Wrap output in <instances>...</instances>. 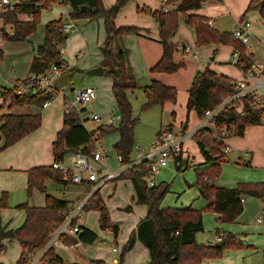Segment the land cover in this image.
<instances>
[{
    "label": "trees",
    "instance_id": "16d2710c",
    "mask_svg": "<svg viewBox=\"0 0 264 264\" xmlns=\"http://www.w3.org/2000/svg\"><path fill=\"white\" fill-rule=\"evenodd\" d=\"M57 2V0H50ZM130 0H117L116 4L106 9L103 0H62V5H69L71 18L96 19L103 16L105 19L106 41L101 48L104 60L102 67L113 80L112 90L117 100L120 112V125L118 127L100 126L96 132H89L84 124L80 122L79 115L71 112L64 117L63 129L58 132L57 139L53 143V163H63L68 153H75L80 148L88 151L94 149L96 143L110 133H119L120 140L114 145L115 152L120 158L121 165H127L133 160L132 153L135 134L134 130L139 122L133 114L130 102L127 98L129 91H135L138 86L134 75L129 71L127 65V53L124 49L114 46L117 37L125 36L131 32H138L134 27H117L115 19L119 11L124 8ZM165 1V0H163ZM207 0H166L167 5L177 4L171 12H152L160 27V43L163 48L161 60L151 69L152 73L174 74L183 64L174 62V55L179 47L174 42L179 28V16L183 15L186 25L195 31L198 47L211 44L232 46L234 50L241 53L238 66L248 68L250 62L245 55V46L236 40L232 33H219L209 26L208 19L204 16L189 14L191 11L201 9ZM47 0H28L27 4L16 7L14 11L3 16L2 34L4 40L23 41L29 38L37 30L40 20V11L50 8ZM249 5L247 11L252 7ZM86 7L87 10H83ZM259 13L264 21V0L258 4ZM247 13V12H246ZM20 15H32L30 21L19 20ZM246 15V14H245ZM245 16L242 17V20ZM6 26H10L12 34L6 32ZM64 19L49 22L45 29L44 43L39 46L38 56L34 58L30 73L41 74L51 66H67L62 54L61 46L65 44L68 36L63 32ZM1 58V55H0ZM7 96L11 99L8 113L1 114L0 108V153L15 145L42 126L40 115H16L11 113L15 108L25 106L43 107L50 100L44 94L38 96H17L13 88L5 89ZM234 93V81L223 75H218L213 70L206 68L198 72L189 89L187 100L188 112H196L200 120L205 113L216 108L224 98ZM146 104L143 110L154 106H164L166 103H176L178 92L176 88L166 86L158 81L144 88ZM218 131L222 123L234 122L237 131L233 136L243 137L249 126L259 125V117L250 108L244 114H236L234 111L221 114L216 120ZM185 126V132H187ZM201 153L205 158L208 168L198 170L196 186L203 198L208 201L207 209L216 214L220 223H234L242 215L244 206L242 199L245 197L264 199V183L241 184L235 189L216 187V180L221 175V164L224 162L225 143L220 141L209 129L201 130L195 137ZM176 166L180 171L183 168L182 158H177ZM51 166H40L28 171V195L32 196L34 190L46 194L44 207H31L27 203L18 206L26 214L24 224L17 230L6 231L1 220V211L9 207L8 194L3 192L0 197V250L5 247L6 240H16L21 248L22 254L18 264H25L26 255L43 249L50 241L56 228L64 222L65 213L70 209V202L58 199L47 194L46 181H52L61 185L72 184L65 180L60 171ZM148 169L145 163L129 168L120 180L128 179L132 182L139 204L148 207L147 216L138 225L137 235L133 233L125 249H131L136 238L149 249L151 260L147 264H202L206 258L221 257L223 252L229 248H242V241L236 239L232 234L222 239L214 246H204L197 243V233L203 232V213L192 207L182 209L163 208L162 202L169 192L168 185L151 187L148 184ZM119 181V180H118ZM99 211L100 228L103 231L112 230L115 236L119 233V225L114 224L108 209L97 191L86 211ZM131 207L127 208L130 211ZM79 241L85 244L95 243L99 237L94 232L83 228L78 236ZM49 260L47 264H65L54 248H50L46 254ZM94 264H105L103 261H95Z\"/></svg>",
    "mask_w": 264,
    "mask_h": 264
},
{
    "label": "rangeland",
    "instance_id": "374dc122",
    "mask_svg": "<svg viewBox=\"0 0 264 264\" xmlns=\"http://www.w3.org/2000/svg\"><path fill=\"white\" fill-rule=\"evenodd\" d=\"M247 1L248 0H229L226 2L228 4V9L226 8V11L222 13L224 16L221 14V16L217 18L216 25L211 27L216 29L221 34L230 33L234 30L236 25L234 18L238 17V15H240V18L243 14H245V12H247L245 17L251 21L254 20V23L252 21L253 30L260 37L259 39H261L264 43V21L258 9V4L262 0H255L249 11H246L247 7L245 4ZM116 2L117 0H103V6L106 9H109L113 7ZM137 2L138 0H130L127 5L120 10L115 19V24L117 27H134L138 28V30L146 29L147 31H145L147 32V36L145 35L146 37H144L141 33L131 32L125 36L117 37L114 40L115 47H119L126 51L129 67L138 86L135 91H129L127 93V98L131 104L133 114L139 119V122L134 130L135 143L130 155L132 160L140 157L137 146L141 149V156H144L151 150L152 143L156 140L158 134L167 130V128L178 136L185 132L186 125L182 126L184 124L188 125L186 127L187 132L196 129L199 126L200 118L194 111L189 113L186 107L188 90L190 89L195 75L208 65L212 70V68L215 67L232 66V64L235 63V58L233 57L235 50H233L232 46L224 45L218 47V57H216L215 61H211L210 58L212 52L214 48L217 47L211 45L208 47L206 46L202 51L201 49L199 50L193 35V29L189 27L187 29L188 32H181L179 35H181L182 40L186 43V45L191 46L193 52L198 54V58H194L192 54H186L185 57L180 56L183 54V48L178 47V49H180V55L177 59L180 60V63H185L184 67L180 68L174 74H164L170 78L171 82L169 81V83L175 85L173 87H175L178 92L177 102H169L164 106H154L150 109L143 110V106L146 104L144 88L148 87L152 82L153 74L151 69L156 65L158 60H160L163 48L160 43V37L152 38L153 36L149 37L148 35V33L151 32L148 30V28H151L148 24L151 22L154 23L155 19L153 14L142 12L141 5L138 6ZM56 3L57 2L47 0L46 4H48L50 8L45 9L46 7L44 6V9L40 11V20L37 30L29 39L27 38L23 41L6 39L3 41L1 45L2 48H0V50L2 49L4 51V60H0V83L3 86H10L8 84V80L10 78H24L28 75L32 57L35 55L33 48H37L42 44L46 25L49 22L60 20L67 12V5H57ZM139 4H141L140 1ZM147 4L152 5L150 3ZM166 5L167 4H165L164 7ZM173 5L177 7V4L167 6L172 7ZM61 14L62 16H60ZM29 17L33 18L32 15H27V18L25 15H20L18 18L21 21L26 19V21H28ZM76 24L78 25L79 30H77L74 34L68 35L67 41L61 48L64 59L68 62L67 66L69 70L64 73L66 74V77L64 78L65 84H59L58 87L65 85L67 86V89L63 92V94L59 95L55 99L64 101L65 98V102L67 100L74 102L78 91L86 87H93L97 92V98L90 104L84 106L83 108L85 111L83 112L99 115L102 119L101 124H107L110 119H115L117 121L115 127H118L121 119L120 112L117 107V100L112 90V78L107 73H104L103 76L97 77H90L86 75L87 71L101 66L104 60L101 59V48L106 41L105 19L103 16H100L93 19L91 22L76 21ZM207 24L209 25V23ZM2 28L3 22L0 20V32H2ZM5 30L9 34H12L10 26H6ZM257 47L260 46L255 45L254 49ZM262 51V49L259 50V55H262ZM218 62L222 64H219ZM132 67L134 68V71ZM13 68H15V70H13ZM70 68H74L75 70L70 71ZM3 76H7V78H4ZM72 89L75 91L72 92ZM33 107L36 108V106ZM2 108V114L8 113V106H3ZM61 118L62 117H60V119H52L50 122L46 121V124L44 127L42 126V129L40 127L35 131H38V134H35L33 139H31L27 145L33 152H39L44 159L46 157L47 148L50 145L49 142H47L49 141V138L47 140L46 138L37 137L39 134H42L45 137L54 135L56 129H59L60 132L64 126V118L63 123L60 124ZM99 125L100 124L95 122H86L84 124L88 131L96 130ZM104 143L105 150L102 153H106L110 156L108 161L110 168L112 170L119 169L121 163L118 164L116 152L113 149V137L105 138ZM229 143L230 142H228V144ZM236 144H238V146H243L242 143L236 142ZM184 146V150L174 157V159H171L167 167L162 168L158 174L149 178L150 180H155L158 186L162 184L169 186V192L166 194L162 202V207L182 209L192 206L193 209L202 211L204 231L197 234L196 240L199 244L204 246H214L219 244L220 242L216 241L219 236V231L223 232L222 239L226 238L229 234H232L236 237V239L242 241L244 244L242 248L226 249L221 257L206 258L203 260L202 264H204L205 260H219L221 258L223 259L221 264H227L224 259L225 252H231L230 255L234 258L235 262L240 261V264H242V254L244 251L248 252V250H254V247L256 246L260 247L261 245H264V229L260 228L261 226L264 227V224L261 225L258 223V219L260 218L264 221V209L262 210V207L256 205L255 198L245 197L246 202L243 203L244 212L236 224L235 222L220 223L217 221L216 214L208 211V201L201 196L200 191L196 186L198 176L197 169L200 171L205 170L210 166V164H205V158L195 140L192 139L190 141H186ZM230 146H232L234 150L226 154L227 162H223L221 164V175L216 180V187L235 189L241 184L264 183L263 144L261 143L260 148L257 146L256 150H254V153H256L255 164L250 166H246L247 163L239 159V148L233 146L232 144ZM240 151L251 152L249 150L241 149ZM179 156L182 158L183 164V168L180 171L177 170L175 162ZM72 158L73 153H68L64 161L66 166H71ZM249 159L250 158H245L246 161ZM25 163L29 162H24L23 159L18 160V164L20 165L25 166ZM14 166L17 167L16 165ZM28 171L29 170H26V168H21V170L9 169L6 171H0V197L3 192H6L8 194L9 204L7 209H3L1 211V220L2 224L10 229H18L24 223V219H26L24 211L19 210L18 206L26 203L30 206L36 207H42L45 205V193L34 190L32 196L28 195ZM149 179H147V181H150ZM121 186H123L122 183L119 186L117 197L108 200V208L111 210L113 217L121 219L122 222L127 223L130 220L136 219L139 212L137 211L134 215H130L117 210V208L122 205L132 204L131 195L127 190L122 189ZM127 186L131 189L130 183H128ZM74 187L75 186H72L70 189ZM61 188L62 187L60 185L51 181L48 183L47 194L62 197L64 196V193ZM69 195L72 198L74 197V194ZM96 216L97 215L93 212L90 215L85 213L82 219L84 222L89 221L91 225L95 226ZM243 226H246V230L243 229ZM238 231L240 232L238 233ZM4 245L6 247V253L0 256V262L2 264H18L22 254L19 243L17 241L11 243L9 241H5ZM78 250L74 252L60 250L62 257L65 260V264L74 263V256ZM218 264H220V262ZM246 264H249V261H246Z\"/></svg>",
    "mask_w": 264,
    "mask_h": 264
},
{
    "label": "built area",
    "instance_id": "2783aa9c",
    "mask_svg": "<svg viewBox=\"0 0 264 264\" xmlns=\"http://www.w3.org/2000/svg\"><path fill=\"white\" fill-rule=\"evenodd\" d=\"M27 1L28 0H0V20H3V16L8 12L14 11L16 7L27 4ZM56 4L61 5L62 0H57ZM203 5H205V3ZM163 10L168 12V9ZM70 14L71 8L67 5V12L63 16V32L67 36L76 33L78 30L75 23L76 20L72 19ZM29 20H32V17H29ZM208 23L210 26L213 25L211 21ZM250 27V21L245 18L232 32V36L245 46V55L250 62V66L248 68H241L238 66L241 53L235 50L233 57L235 58V64L241 70L242 77L234 81V93L224 98L216 108L207 111L205 117L200 120L199 126L196 129L183 133V135L180 136L175 135L171 130L162 131L152 143L149 152L141 156V149L137 146L140 157L127 165H121L117 170H112L109 167L107 157L102 153L104 149L102 143H99L93 151L86 152L84 148H80L77 152L73 153L70 167L66 166L64 162L53 163V168L60 171L65 180H70L72 184L79 186L92 183V189L91 192L77 202V204L72 207L70 206V209L65 213L64 222L56 228L49 243L43 249L26 255L25 264H47L49 260L46 258V254L50 248H54L56 252L57 248L62 250H73L79 246V241L76 244L67 245L65 238L67 236L78 238L79 233L82 231L80 223L94 194L102 186L120 180L129 168L145 163L149 173L147 179L151 178L155 174H158L162 168L168 166L169 161L174 159V157L182 151L183 144L186 141L195 140L197 133L204 129L211 130L214 136L225 143L223 147L225 153L231 152L233 150L232 147L227 145L225 141L236 133L237 127L234 122L229 123L231 125L222 123V128L218 131L216 128L218 122H216V120L221 114H227L231 111H234L236 114H244L248 108H250L258 115L259 124L264 126V43L251 32ZM3 41V34L0 32V46ZM255 45L260 47L254 49ZM261 49L263 53L259 55V50ZM184 52L185 54H192L194 58H198V54L194 53L192 47L189 45L185 46ZM67 69L65 65L61 67L51 66L41 74L30 73L24 81H19L13 86L14 92L17 96H38L39 94L49 96L50 100L46 101L42 107L46 109L51 105L52 100L63 94L67 89L65 85L62 87H58L57 85V80ZM5 92V88L0 86V108L3 106L7 107L11 103V99ZM96 98V90L93 87H86L77 92L74 102L69 100L65 102V113L67 115L71 112L78 113L82 124L86 122L101 123L102 119L99 115L83 112L85 111L83 107L90 104ZM107 124L116 126L117 121L115 119H110ZM118 159L121 161L119 157ZM103 161H105L104 165L101 164ZM148 184L151 187L156 186L155 180L148 181ZM244 202L245 198L242 199V203ZM258 222L262 223L263 219H258ZM222 237L223 235L218 237L219 242L222 240ZM113 252H117V248H114ZM5 253L6 247L0 250V256ZM117 263L118 260L115 259L114 256H110L105 262V264Z\"/></svg>",
    "mask_w": 264,
    "mask_h": 264
},
{
    "label": "crops",
    "instance_id": "0c3cea01",
    "mask_svg": "<svg viewBox=\"0 0 264 264\" xmlns=\"http://www.w3.org/2000/svg\"><path fill=\"white\" fill-rule=\"evenodd\" d=\"M139 1L141 2V4H139ZM228 1L229 0H207L205 2V5H202L201 9H199L197 11H191V12H189V14H196V15H199V16L206 17L209 21L212 22V24H213L212 27H214L216 25L217 18H219V16H221V14L226 11V8L228 9V4L226 3ZM252 2H253V0H248L246 2L245 6L247 7V9H248L249 5ZM147 3H150L152 5H149ZM165 4H166V2L162 1V0H138V2H137L138 6L141 5V8H142L141 11L142 12H146V13H150V14L152 12L154 13V12L160 11L162 9H168V11H172V10H174L173 8L176 7L174 5L172 7L167 6V5L164 7ZM247 9H246V11H247ZM245 14H246V12H245ZM245 14H243L242 17L245 16ZM139 15H141V14H139ZM60 16H62V14ZM222 16H224V14H222ZM239 16L240 15H238V17L234 18L235 19V23H236L234 30L237 28L238 24L242 21V17L239 18ZM25 17L27 18V15H25ZM26 20H22V21H26ZM248 20L251 23V27H250L251 28V32L255 36H257L258 38H260L255 33V31L253 30V27H252V21L254 23V20H252V21L250 19H248ZM1 21L3 22V20H1ZM28 21H30V20H28ZM76 21H83V22L84 21H90L91 22V21H93V19L85 18V19H78ZM76 21H75V23H76ZM148 26H151V28H148V30L151 31L150 33H148L149 37L153 36L152 38H159L160 37V27H159V23L157 22V20L155 21V19H154V23L151 22V23L148 24ZM77 27H78V25H77ZM98 27H99V25H98ZM188 28L189 27L186 25L183 15H180L179 16V28H178L177 35L174 38V42L176 44H179L180 48H183L182 49V51H183L182 53L183 54L180 55L179 54V50L180 49H177V52L174 55V62L176 64L180 63V60L177 59V57H179V55L182 56V57H185V55H186L185 52H184V48L187 45L182 40V37L179 34H181V32H188V30H187ZM45 29H46V27H45ZM78 30H79V27H78ZM145 30L146 29H143V30L139 29L138 33H141V34H143L144 37H146L147 36V32L146 31L147 30L146 31ZM192 31H193V35H194L195 40H196L195 31L194 30H192ZM233 31H231L230 33H232ZM44 38H45V34H44ZM78 38H79V36H78ZM43 43H44V40H43L42 44ZM182 44H185V46H183ZM41 45H39V46H41ZM211 45L217 47V48H214V50L212 52V55H211V58H210L211 61L212 60L215 61L216 57H218V53H219V48L218 47H219V45H215V44H211ZM211 45H208V46H211ZM39 46L37 48L36 47L33 48V52L35 53V55H33V57H32L28 75L30 74L31 65H32V62H33L34 58L38 56L37 50H38ZM205 47L206 46L198 47V48H199V50L201 49V51H202ZM61 48H62V46H61ZM233 50H234V48H233ZM196 52H198V51H196ZM0 55H1L0 60L1 59L4 60V51L2 49L0 50ZM162 55H163V53H162ZM161 58H162V56L160 57V60H161ZM101 59L102 60L104 59L103 54L101 55ZM160 60H158V62ZM66 63H68V62L66 61ZM218 63L222 64L220 62H218ZM180 64L185 65L184 62H181ZM127 65H128L129 71L131 72V69L129 67L128 61H127ZM0 66H1V62H0ZM67 68H68V66H67ZM206 68L211 69V67H209V65L206 66ZM206 68L202 69V71H204ZM70 69H71L70 71H74L75 70L74 68H70ZM13 70H15V68H13ZM68 70H69V68L67 69L66 72H68ZM104 70H105V68H104ZM212 70L214 72H216L218 75H223V76H227V77L231 78L233 81L238 80V79H240L242 77L241 70L239 69V67L235 63L232 64V66H223V67L219 66L217 68L216 67L212 68ZM133 71H134V68H133ZM152 74H153V77H152V82L150 83V85L153 83V81H158V82H160V83H162V84H164L166 86H169V87L175 86L172 83H169L170 78L167 77L166 75H164V73H152ZM28 75L26 77H28ZM65 75L66 74H63L57 80V85L65 84V81H64L65 80L64 78L66 77ZM3 77L7 78V76H3ZM26 77H24V78H10L9 80L7 79L8 80V84L10 86H3L1 83H0V86L4 87L5 89L13 88V86L18 81L24 80V79H26ZM190 88H191V86H190ZM71 91L74 92L75 90L72 89ZM188 97H189V90H188ZM55 100L56 99L52 100L51 105L48 108H46V109H43V108H40V107H36L35 108L33 106H25L23 108H15V109H13L11 111V113L16 114V115H40L41 119H42V126L43 127L46 124V121L50 122L52 119H55V118H59L60 119V117H62L61 120H60V124H61V123H63V118L65 117V115H67L65 113V110H64L65 98H64V101L57 99L56 102H55ZM1 114H2V112H1ZM57 124H59V123H57ZM98 124H100V125L97 127V129L100 126H109L108 124H101V123H98ZM185 125L188 126L187 124H184L182 126H185ZM42 126H41V129H42ZM96 130L89 131V132H93L94 133V132H96ZM167 130H170V129L167 128ZM58 132H59V129H56L54 135H50L49 137L48 136L45 137L42 134H39V136L37 137V138H40V137L46 138L47 140L49 138V141H47V142H49L50 145L47 148L45 159H44L43 156H41L39 154V152H33L27 146L29 141L31 139H33L34 135L38 134V131H37V132H34V133L28 135L27 137H25L24 139H22L21 141H19L15 145L11 146L10 148H8L5 151H3L2 153H0V171H6V170H9V169L10 170H12V169L21 170V168H26V170H30L32 168H36V167H40V166H51L52 163H53V147H52L53 145L52 144L55 141L56 135H57ZM180 135H183V133H181ZM107 137H113L114 145L117 142H119V140H120L119 133H116V132L115 133H110V134L106 135L105 137H103L101 140H99L96 143V145H95L93 150L96 149V147H97V145L99 143H102L104 145V148H105L104 139L107 138ZM234 138H236V139H234ZM225 142H226L227 145H229L231 143L233 146L239 148V152H240L239 159L241 161H243V162H246L247 163L246 166L253 165V164H255L254 162H255V156H256V153H254V150H256L257 146L260 148V144L261 143L264 146V126H262L260 124L256 125V126H249V127L246 128L245 134H244L243 137L232 136L231 138L227 139ZM228 142H230V143L228 144ZM236 142L237 143H242L243 146H241V145L238 146V144H236ZM0 145H3V141H1ZM114 145H113V149H114ZM184 147L185 146L183 144V149L182 150H184ZM84 149H85L86 152H90V151H88L87 147L84 148ZM232 149L234 150L233 147H232ZM240 149L241 150H249L251 152L240 151ZM93 150H91V151H93ZM104 150L105 149H103V152H104ZM114 151H115V149H114ZM250 153H251V155H250ZM103 154H104V156L107 157V162H108L109 159H110V156L108 154H106V153H103ZM226 154L227 153H225L224 163L227 162L226 161ZM116 158L118 160V164H120V161L118 159L117 154H116ZM245 158H247V159L250 158V159L246 161ZM20 159H23L24 162H29V163H25V166L20 165V164H18V160H20ZM101 164L104 165L105 161H103ZM14 165H16L17 167H15ZM50 182L51 181H46L47 189H48V183H50ZM121 183L123 184V186H121L122 189L127 190L129 192V194L131 195L132 204H127V205H124V206L122 205L121 207H118L117 210L119 212H125V213H128L130 215H134L137 211L139 212V215L137 216L136 219L130 220L127 223L122 222L121 219H117V218L113 217L111 210H109V208H108V200L111 199V198L117 197L118 189H119V186H120ZM128 183H130L131 189L128 188V186H127ZM58 185H60L62 187L61 189H62V191L64 193V196L57 197V196H54L52 194H51V196L56 197L58 199L69 201L70 204H71V207H72L75 204H77V202H79L81 199H83L85 196H87L91 192V189H92L91 186L93 184L92 183H88V184H85L83 186L74 185V184H69L67 186L61 185V184H58ZM72 186H75V187L70 189V187H72ZM156 186H158V185L156 184ZM224 188H227V187H224ZM98 191L100 192L101 198L104 201V203H105V205H106V207L108 209L111 221L114 224H118L119 225V233H118V235L115 236V234H114V232L112 230H108V231L107 230L106 231L101 230L100 224H99V220H100L101 214H100L99 211H94V210L85 211L84 214L87 213V214L90 215L93 212V213H95L97 215L96 216V221H95L96 225L93 226V225H91L89 223V221L84 222V220L82 219V221L80 223L81 228L83 227V228H86V229L94 232L96 235H98L99 239L93 244H85V243H82L81 241H79V239L77 237L67 236L65 238V242H66L67 245L76 244V243H78V241L80 242V245L77 246L73 250L72 249H67V250H64V251L74 252V251H77L78 249H80V250H78L77 253H75L74 260H73L74 263H79V264H94L93 262L99 261V260L103 261L105 263L110 256H114L115 259L118 260L117 264H147L148 262H150L151 255H150L149 249L139 240V238H136V240H135V242H134V244H133L131 249H125L126 245L128 244V242L130 240L131 235L133 233H135L137 235L138 225L140 224V222L142 220H144L146 218L147 211H148L147 205L139 204L137 202V195H136V192H135V189H134V186H133L132 182L130 180H128V179L119 180V181H117L115 183H109V184H106V185L102 186L101 188H99ZM67 194L68 195L69 194H74V197L72 198L70 195L68 196ZM245 202H246V200H245ZM45 204H46V196H45ZM256 205L259 206V207H262V210H263L264 209V199L263 200L256 199ZM44 206H42V207H44ZM31 207H36V206H31ZM128 207H131L130 211H127ZM189 207H192V206H189ZM24 214H25V212H24ZM25 218H26V214H25ZM238 219H237V221H238ZM237 221L235 222V224L237 223ZM24 222H25V219H24ZM263 222L262 223L258 222V223L263 225L264 224ZM4 228L6 229V231L17 230V229H10L9 227H6V226H4ZM260 228L264 229L263 226H261ZM243 229L246 230V226H243ZM239 232L240 231H238V233ZM244 232H246V231H244ZM218 235L219 236L223 235V232L219 231ZM218 237H217L216 241H218ZM196 239H197V235H196ZM14 241H16V240H11L9 242L11 243V242H14ZM6 242H8V240H6ZM207 246H211V245H207ZM114 248H117V252H115V253L113 252ZM21 250H22V248H21ZM60 250H62V249H57L56 253L59 256L62 257V255L60 253ZM225 253H224V255H225L224 259H225L227 264H240V261L235 262L234 258L231 257V255H230L231 252L226 253V254ZM242 259H243L242 264H246V261H249V264H264V245H261L260 247L256 246V247H254V250H248V252L244 251V253L242 254ZM247 259H250V260H247ZM63 260H64V258H63ZM222 261H223L222 258L219 259V260L209 259V260H205L204 264H218L219 262L221 264ZM0 264H2V263L0 262Z\"/></svg>",
    "mask_w": 264,
    "mask_h": 264
},
{
    "label": "water",
    "instance_id": "95a60500",
    "mask_svg": "<svg viewBox=\"0 0 264 264\" xmlns=\"http://www.w3.org/2000/svg\"><path fill=\"white\" fill-rule=\"evenodd\" d=\"M83 10H87V8L84 7ZM182 45L185 46V44ZM104 73H105L104 68L102 66H98L97 68L87 71L86 75L90 77H97V76H103ZM74 264H79V263H74Z\"/></svg>",
    "mask_w": 264,
    "mask_h": 264
}]
</instances>
